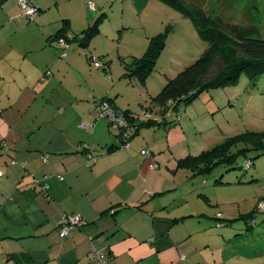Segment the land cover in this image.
Listing matches in <instances>:
<instances>
[{"label":"crops","instance_id":"crops-1","mask_svg":"<svg viewBox=\"0 0 264 264\" xmlns=\"http://www.w3.org/2000/svg\"><path fill=\"white\" fill-rule=\"evenodd\" d=\"M28 1L39 10L33 20L19 0H0V143L6 145L0 148V264H103L93 257L91 245L106 253L107 264H213L208 238L203 244L192 242L197 232L187 223L195 210L179 213L187 193L163 166L165 160L179 159L176 150H186L187 135L194 137L190 119L175 126L150 118L160 122L141 127L123 150L117 130L105 118L92 116L95 101L90 99L74 118L61 109L56 115L45 109L26 113L19 102L27 92L19 97L20 86L37 91L60 80V69L57 77L50 69L59 68L50 47L61 30H48L51 7ZM22 36L24 50L16 54ZM24 52L31 61L21 65L16 55ZM14 68L29 73V82L26 75L21 85L11 84ZM134 120L136 126L146 123ZM189 149L198 156V147ZM143 150L152 157H144ZM153 162L157 169H151ZM34 180L40 182L36 187ZM63 215L83 219L66 238L58 232ZM208 217L199 224L207 226Z\"/></svg>","mask_w":264,"mask_h":264},{"label":"rangeland","instance_id":"rangeland-1","mask_svg":"<svg viewBox=\"0 0 264 264\" xmlns=\"http://www.w3.org/2000/svg\"><path fill=\"white\" fill-rule=\"evenodd\" d=\"M41 1L51 7L46 19L48 30L56 32L65 27L63 34L67 40L62 44L57 39L50 47L59 65L50 67L55 77L60 69L58 83L41 85L37 91L32 87L29 91L23 86L18 88L19 97L27 92L19 102L26 113L45 109L56 115L61 109L74 118L85 111L86 100L90 99L89 102L95 101L92 116L104 118L96 117V102L111 96L122 111H129L138 122L161 119L162 109L156 105L155 96L168 79L194 63L208 47L191 18L162 0ZM194 1L197 4L193 7L199 5L209 17L219 18L227 25L254 29L255 37L264 39V0ZM93 26H98L99 32L87 45H81V33ZM161 33L168 34L166 46L151 75L142 81L129 73L130 69L145 56L152 37ZM25 43L22 36L19 47L13 51L20 54ZM25 53L16 55L21 65L31 61ZM222 55L211 75L225 65L229 54ZM97 62L103 67H97ZM26 75L29 82V73ZM26 75L14 68L9 74L10 83L21 85ZM179 113L184 115V121H192L194 137L187 135L186 150H176L179 159L170 163L165 160L163 166L169 168L170 178L180 192L187 193V204L179 213L195 210L193 220L187 217L188 228L197 232L192 242L203 244L204 238H208L214 249L213 264H264V210L260 209L264 207V149L255 150L249 143L232 141L256 133L263 135L264 143V74L251 80L243 73L236 83L202 93ZM229 141L234 144L228 147L227 155L234 158L233 162L224 163L217 158L198 164L191 162L193 166L181 164V160L197 156L189 146L195 151L198 147L199 156ZM249 160L253 165L245 169ZM219 214L227 219L224 228L216 227ZM207 215V226L200 225L198 220ZM253 221L254 227L249 228ZM203 227L209 228L210 233ZM223 235H227L226 242Z\"/></svg>","mask_w":264,"mask_h":264},{"label":"trees","instance_id":"trees-1","mask_svg":"<svg viewBox=\"0 0 264 264\" xmlns=\"http://www.w3.org/2000/svg\"><path fill=\"white\" fill-rule=\"evenodd\" d=\"M169 6L181 12L184 16L191 18L193 24L200 35L207 41L208 47L203 55L190 66L186 67L174 78L168 79L160 92L155 96L154 101L162 109L161 125H179L183 121L184 115H180V109L186 108L204 92L217 90L228 85L234 84L244 73L249 79L254 80L264 74V39L255 37L256 30L246 29L237 25H227L219 18H211L207 12L196 5L193 7L194 0H162ZM189 3V5L187 4ZM192 2V3H191ZM186 5L191 9L189 10ZM66 30H60L57 39L67 37L63 34ZM99 32L98 26L89 27L81 33L83 38L81 45H87L88 41ZM167 33H161L152 37L147 53L142 59L134 62L133 68L129 73L138 76L145 81L155 68L158 57L166 46ZM223 53L229 54L225 59V65L220 66L218 72L211 75L213 68L219 65L218 61L223 58ZM241 53L242 55H239ZM230 59H227L229 58ZM219 67V66H217ZM131 75V74H130ZM102 100H108L113 105L112 99L104 97ZM99 102V101H98ZM96 102V104L98 103ZM115 106V105H114ZM116 109L120 108L116 107ZM129 119V122L135 127L134 135L141 127L155 125L159 122L148 120L143 125H135V118L128 111H122ZM111 128V127H110ZM118 132V131H117ZM119 136V132H118ZM263 135L250 133L237 137L232 140L234 143L243 141L252 145V149L263 150ZM120 138V137H119ZM233 142L215 147L193 158L181 160L184 166H193L195 163L220 159L222 162H233V157H229L228 147ZM215 164V163H214ZM252 161L244 164L245 169L252 167ZM219 184V181H216ZM215 184V185H216ZM261 209V208H260ZM259 209V210H260ZM262 210V209H261ZM218 221H224L223 227H218ZM226 217L216 216L215 222L217 228L226 226ZM255 222H252L254 227Z\"/></svg>","mask_w":264,"mask_h":264},{"label":"built area","instance_id":"built-area-1","mask_svg":"<svg viewBox=\"0 0 264 264\" xmlns=\"http://www.w3.org/2000/svg\"><path fill=\"white\" fill-rule=\"evenodd\" d=\"M19 7L23 11L24 15L29 19L33 20L35 15L38 13V8L30 3L28 0H19ZM59 42L62 44L65 43L64 38H59ZM64 55V54H63ZM96 66L99 68L103 67V64L101 62H97ZM51 73L48 72L47 75H50ZM95 115L97 117H104L109 126L112 129H115L119 132V137L121 141L120 149L128 150L130 148V142L134 135V126L129 122V119L125 116V114L120 111L119 109H116L115 106L108 100H101L96 104L95 108ZM81 127L85 128L87 127L86 123L81 124ZM0 148L2 150L6 149V145L4 143H0ZM87 148V147H86ZM142 155L146 158H151L152 153L149 150H143ZM89 159L95 161L96 157L94 155H89ZM46 160V159H45ZM15 164V162H13ZM22 165H24L22 163ZM151 169H157L158 165L153 162L151 163ZM4 175V172L0 166V180L2 179ZM40 182L37 180H34L33 186H38ZM43 190H45V186L42 187ZM262 210H264V207H261ZM219 218H223L222 214L218 215ZM83 225V219L79 215H63L60 222H59V235L61 238H66L71 236L73 233H75L79 228ZM225 225L224 221H218L217 226L223 227ZM91 240V239H90ZM91 253L93 257L96 260L101 261L103 264L108 263V257L105 252L97 249L93 245H91Z\"/></svg>","mask_w":264,"mask_h":264}]
</instances>
